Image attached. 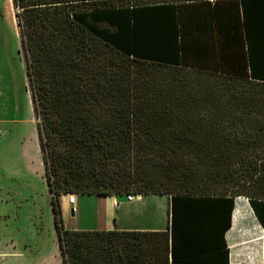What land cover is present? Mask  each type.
I'll use <instances>...</instances> for the list:
<instances>
[{"label":"trees","instance_id":"16d2710c","mask_svg":"<svg viewBox=\"0 0 264 264\" xmlns=\"http://www.w3.org/2000/svg\"><path fill=\"white\" fill-rule=\"evenodd\" d=\"M11 1L61 263L228 264L238 197L264 254V0ZM60 194L166 195L168 226L68 230Z\"/></svg>","mask_w":264,"mask_h":264},{"label":"rangeland","instance_id":"374dc122","mask_svg":"<svg viewBox=\"0 0 264 264\" xmlns=\"http://www.w3.org/2000/svg\"><path fill=\"white\" fill-rule=\"evenodd\" d=\"M17 10L11 0H0V264H5L1 256L10 253L26 259L17 257L18 264H33L35 256L44 264H61L50 212L52 194L35 149L37 118L15 25ZM157 199L164 208L165 199ZM242 203L227 240L228 254L232 264H252L251 259L256 264L259 228L246 201Z\"/></svg>","mask_w":264,"mask_h":264},{"label":"crops","instance_id":"0c3cea01","mask_svg":"<svg viewBox=\"0 0 264 264\" xmlns=\"http://www.w3.org/2000/svg\"><path fill=\"white\" fill-rule=\"evenodd\" d=\"M35 149L36 153H38L37 147H35ZM73 196L74 197L72 203H68L66 194L58 195L62 225L65 229L114 231H165L167 229L168 198L166 195L137 194L133 195L132 200H127L125 198V195L123 194L119 195L121 197L120 199L117 198L118 195L97 196L93 194H73ZM160 197L164 198L166 201L164 208H161L157 203H155L158 200L157 198ZM244 200L247 203V200L243 197H238L236 199V202L238 203L240 209L242 208V201ZM233 202H235V199ZM236 208L237 207L235 206L234 211L236 210ZM232 211L230 215V229L228 228V230H226L223 235L226 245L228 244L227 240L229 234L234 226V217ZM236 213L237 219L238 210H236ZM255 222L259 228V236L258 238H255L259 240L256 243L258 248V255L255 259V263L264 264L263 231L257 223L256 219ZM1 257L3 258L5 264H18V262L20 261L17 257L23 259V256H21L20 253L5 254ZM33 258L34 261L38 260L33 264H44V260L42 258L38 256H35ZM250 262L253 264L252 259ZM228 264H232L231 255L229 254Z\"/></svg>","mask_w":264,"mask_h":264},{"label":"water","instance_id":"95a60500","mask_svg":"<svg viewBox=\"0 0 264 264\" xmlns=\"http://www.w3.org/2000/svg\"><path fill=\"white\" fill-rule=\"evenodd\" d=\"M14 18H15V15H14ZM15 25L17 26L16 22H15ZM31 105H32V101H31ZM35 122H39V119H34ZM34 128H35V133H36V141H37V148H38V151H39V154H40V146H39V139H38V135H37V130H36V124H34ZM41 155V154H40ZM40 159H41V163H42V158L40 156ZM43 170V169H42ZM43 175L45 177V174H44V170H43ZM46 182V180H45ZM47 185V183H46ZM47 188H48V185H47ZM49 191V190H47ZM54 194H52L53 196ZM52 223H53V220H52ZM53 228H54V231H55V235H56V241H57V248H58V251H59V245H58V236H57V233H56V230H55V225L53 223ZM59 256L61 257L60 253H59ZM60 263H61V260H60ZM62 264V263H61Z\"/></svg>","mask_w":264,"mask_h":264},{"label":"built area","instance_id":"2783aa9c","mask_svg":"<svg viewBox=\"0 0 264 264\" xmlns=\"http://www.w3.org/2000/svg\"><path fill=\"white\" fill-rule=\"evenodd\" d=\"M66 196H67L66 198H67L68 203H72L73 198H72L71 194H66ZM125 198L127 200H132L133 199V195L132 194H126Z\"/></svg>","mask_w":264,"mask_h":264},{"label":"bare ground","instance_id":"6f19581e","mask_svg":"<svg viewBox=\"0 0 264 264\" xmlns=\"http://www.w3.org/2000/svg\"><path fill=\"white\" fill-rule=\"evenodd\" d=\"M71 196H72V198L74 197L73 194H71ZM66 197H67V196H66ZM234 203H235V202H234ZM233 210H234V209H233ZM232 213H233V211H232ZM231 218H232V217H231ZM229 229H230V228H229Z\"/></svg>","mask_w":264,"mask_h":264}]
</instances>
